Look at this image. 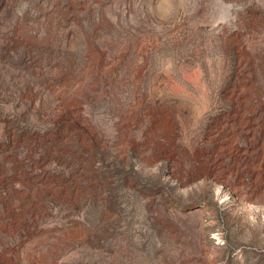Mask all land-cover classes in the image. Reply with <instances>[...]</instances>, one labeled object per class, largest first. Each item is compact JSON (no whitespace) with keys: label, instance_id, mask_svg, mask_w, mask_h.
Returning <instances> with one entry per match:
<instances>
[{"label":"rangeland","instance_id":"obj_1","mask_svg":"<svg viewBox=\"0 0 264 264\" xmlns=\"http://www.w3.org/2000/svg\"><path fill=\"white\" fill-rule=\"evenodd\" d=\"M0 264H264V0H0Z\"/></svg>","mask_w":264,"mask_h":264}]
</instances>
